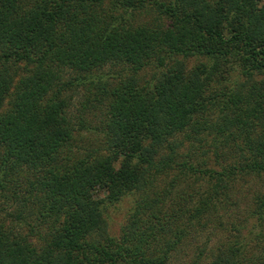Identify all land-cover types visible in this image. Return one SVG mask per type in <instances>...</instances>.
Listing matches in <instances>:
<instances>
[{
  "label": "trees",
  "instance_id": "trees-1",
  "mask_svg": "<svg viewBox=\"0 0 264 264\" xmlns=\"http://www.w3.org/2000/svg\"><path fill=\"white\" fill-rule=\"evenodd\" d=\"M146 3L158 15L132 23ZM166 55L173 62L154 79L137 76ZM193 55L200 59L187 68L179 57ZM107 64L129 72L103 83V145L77 154L67 88L84 83L78 72L92 78ZM234 123L243 137L225 145L220 168L179 151L180 132L194 146L203 125L215 126L229 142ZM21 170L32 173L40 208L30 221L21 204L13 224L0 219V264L186 263L178 253L194 221L220 214L211 208L234 176L264 172V0H0L1 188ZM189 172L213 178L191 205L182 186L172 189ZM138 189L119 233H110L109 206ZM200 257L264 264V190L186 264Z\"/></svg>",
  "mask_w": 264,
  "mask_h": 264
},
{
  "label": "rangeland",
  "instance_id": "rangeland-1",
  "mask_svg": "<svg viewBox=\"0 0 264 264\" xmlns=\"http://www.w3.org/2000/svg\"><path fill=\"white\" fill-rule=\"evenodd\" d=\"M157 15L154 6L150 3H146L143 7L133 10L128 18H130L132 23H140L152 21ZM165 58V64H158L155 58L151 59L142 69L138 70L136 73L137 76L144 79H154L161 70L166 68L169 63L173 62V60L169 61V59L173 58V55L169 57L166 55ZM179 58L183 60L187 68L192 67L200 59L197 55ZM127 71L129 72L127 65L107 64L101 68L95 69L92 78L86 76L83 72H78L81 73V75H84L85 78H80V81L84 83L74 84L71 88H67V91L72 93L68 107V116L71 118V121L75 126V137L71 144L72 152L79 154L83 153L82 150H94L95 147L103 145L100 141H103L104 111L106 110L107 105V93L102 88L103 83L106 81L111 84L116 83ZM229 72V78L232 76L237 78V76L234 75L237 73L236 71L229 68ZM255 76L260 77L262 75ZM105 85L106 89H108L109 85ZM212 85L213 83L211 86ZM202 120L203 119H201V121ZM236 127V123H234L232 128L235 129L236 132H234L233 135H230L228 137L230 141L226 142L227 140L222 136H225V133L220 131L216 132L214 129L215 126L207 127L206 125H203V128L200 131L202 140H195L193 142L194 146L189 144L190 140H188V136H185L183 132H180L178 136L183 139V144L179 151L182 153L192 152L191 160L194 162L197 160L198 162L206 160V165L212 168H220L217 161L222 159V154H226V151H224L226 147L225 145L227 143L232 144L234 141H239L243 137L239 134ZM215 145L218 146L216 149L217 154L214 152ZM204 148L209 149L207 153L204 155H197V153H200ZM32 180V173L26 170H21L18 173L14 172L13 175L9 174L5 177V188L2 189L0 186V219L5 217L7 223L9 222V224H13V219L14 221L16 220V208H18L20 204L25 209L26 219L28 221L35 218V215L40 208V203L35 199L33 193L31 195L30 189L32 188ZM166 181L168 182V178ZM212 181L213 178L207 173L197 172L193 174L192 172H189V174L185 178L179 180L172 189L175 192L182 186L181 189H184L185 193L183 191L180 194L185 195L188 198L191 197V200L188 202V204L191 205L202 197L201 194L208 193ZM163 184L164 181L161 182L159 189H161ZM262 190H264V172L256 175L239 173L234 176L226 200L222 198V201L217 208L214 210L211 208V211H214V213L218 211L220 214L217 215V217L214 214L212 219L208 220V213H203L201 221H198V223L194 221L193 226L190 228L192 240L189 241L183 250L179 251V258L186 261V263H188V261L192 262L191 259L195 258L199 247H203L204 244H207V247L209 248L221 241L229 233V228H231L232 223L245 216L252 195ZM13 191H15L18 196H13ZM133 192L135 193L131 192L125 195L109 206L107 219L108 230L110 233L116 235L119 233L121 224L125 222L132 203L137 194H140L141 190L138 189V192H136V190ZM197 261L202 264H204V262L207 264L208 258L200 257ZM186 263L182 262V264Z\"/></svg>",
  "mask_w": 264,
  "mask_h": 264
}]
</instances>
